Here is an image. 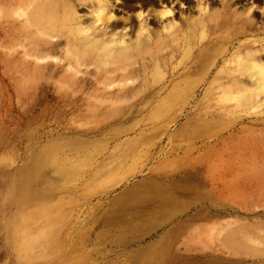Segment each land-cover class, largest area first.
<instances>
[{"label": "bare ground", "instance_id": "bare-ground-1", "mask_svg": "<svg viewBox=\"0 0 264 264\" xmlns=\"http://www.w3.org/2000/svg\"><path fill=\"white\" fill-rule=\"evenodd\" d=\"M16 2L21 7V17L19 19L22 20L20 21L21 24L19 23L18 33L21 39L19 40L22 42L23 46L24 58L22 61L25 62H23V64L27 65H24L25 68L23 73L25 74V79L30 78L35 81L37 78L38 80V77L42 76L41 73H45L44 69L50 65L53 71L58 69L60 72L58 81L64 84L74 83L77 76L78 78H81V76L85 74H91L94 77V81L97 82L96 85L100 83L109 85L115 81L121 83L123 81L124 83L125 80L126 85L127 81H130L134 76H138L137 78L140 80L143 78L141 81H144L143 85L145 89L148 86L154 87L153 85H157L158 82H161L162 86H158V91L155 94L158 95V93L162 91L166 92L156 96L154 99L155 104L152 103L154 106H158V108H168L176 104L190 106L191 102H194V106L196 103H201L200 105H207V103H209L214 108V111L211 112L213 115L210 119L200 117L201 119L198 118V120L195 118L198 122L200 121L199 123L196 121L197 124H191L193 121L189 120L192 127L197 125V127L203 129H200V135L208 132H214L216 135H209L207 140H211V142H209V146L207 145L203 150L208 148L207 151L218 152L224 149H227L228 151H251L252 146L249 143L254 141L253 138H251L252 140L249 138L250 136L252 137L251 134L249 136L246 131L241 130L238 132L235 130L236 133L230 135L231 132L224 131H231L230 129L235 126L233 123H235L236 120H239L237 123H240L242 126L244 125L243 123L257 124L255 121L258 120L262 121L261 124H264V118H251V115L254 114H264V76L261 75V68H264V17H261L264 16V0H179V2H177V0H120L119 3L117 0H103L100 4L95 2L90 3L87 7L82 6L84 0H16ZM0 3L4 4V1L0 0ZM3 4H0V6ZM253 4L257 5V7L253 9L251 15H249V9L253 8ZM173 5H175V7H173ZM181 5L184 6L182 7ZM8 6L10 7L9 4ZM13 7H11L12 9H9L14 11ZM205 7L207 8L206 12L202 10ZM98 8L105 9L99 22H97L95 16ZM165 8L171 9L174 15L170 17H162L161 12L164 11ZM89 10L90 14L88 15ZM5 11L3 13L7 16L6 12L8 11ZM15 12L16 11H14V13ZM257 12H259L261 16H259ZM141 13L143 14L142 19H138V14ZM2 15L3 14L1 13L0 17H2ZM10 16L12 15H9L8 13V17ZM116 30H120L116 37L117 40H124L127 44V48H117L114 50L116 54L110 55V51L106 49V45L112 43V37L116 34ZM142 32L145 34L138 38V33ZM7 34L8 32L7 29H5V26H1L0 35L6 38ZM5 48L6 47H4V49ZM48 58H50L51 61ZM135 63H139V68L135 67V70L133 68L130 69L129 67ZM30 65L32 67H30ZM255 65H259L260 67H255ZM88 66H92V68L89 69L90 67ZM169 72L171 73L170 78L167 77L170 74ZM176 72H180L178 76H175ZM16 73L19 72L17 71ZM79 73L81 76L78 75ZM21 77L24 76L21 75ZM85 77L87 78V76ZM132 80L134 81L133 78ZM23 81L24 80H20V85H22ZM146 84L147 86H145ZM135 88L136 87H134V89ZM154 91L156 90L154 89L149 94H145L147 95V98H149ZM199 93L200 96L197 98ZM94 98L98 102L102 101V104L104 103L103 101H114L116 103L118 101L125 102L132 99V97L129 98L123 94L107 97L96 95ZM141 98H143V96ZM149 100L150 98L146 100V103L149 104ZM205 105L204 107H206ZM204 110L205 108L202 109V111ZM156 111H158L157 108ZM209 113L210 112H208V114ZM155 114L157 113H154L153 115ZM158 115H155L154 118H156V116L158 117ZM137 119L139 118L137 117ZM189 121L183 124L184 127L182 126V128H184V139L186 141L191 138L188 134L190 129ZM237 134L248 135V138L252 142H249L247 139L240 145L237 140L239 138ZM199 136L197 135L196 137ZM72 140L69 142V139L66 140V138L60 141L58 139L59 142H54L55 144L53 147L58 151L59 149H63V144L67 145L70 143L71 147L73 146L74 149L77 148V151L78 149H86V145L81 141L75 140V138L73 141ZM127 140L125 144L123 142V145H121V143L120 145L125 147ZM106 142L108 141L106 140ZM130 143L128 142V144ZM254 143H256V141ZM86 144H88V142ZM91 144L92 143H90V147ZM115 144L117 143L115 142ZM226 145L229 147L227 148ZM97 150L98 149H96L95 152ZM89 151H82V157L79 156L75 161L76 163L73 162L72 164L75 163V166H83L85 164L86 166L88 161L90 162L93 156L96 155L91 152L88 153ZM107 155L108 154L105 156ZM55 161L56 164L59 163V160ZM52 162L54 161L52 160ZM44 163L43 160H36L33 162L35 170L29 174V179L26 180V182L23 183L20 178L14 179L11 182V186L14 188H18L22 185L19 189H22L21 193L17 194L18 198H16L20 202H23V210H27V212L24 211L22 216H25L27 220L31 216V213L29 212L31 209L36 213V211L39 212L38 210L41 211L44 208V204H40L42 202L41 199L48 197L49 192L51 191L50 187L53 188L55 185L58 186L56 177H44L41 174L40 170L43 168ZM217 165L218 168H222L223 170L218 173L216 177L217 184H213L211 188L212 191L207 192V188H205L206 192L202 193H208L207 196L204 195L203 197L205 199L207 198L208 205H202L203 208L200 205L203 212L201 214L198 212L200 215H196V217H199V220H208V222L216 220L214 221L215 223H213L220 227L217 235L219 234L220 237L221 235L223 237L220 238L217 236L219 240L216 239L219 242L212 238L218 242L217 247L215 246L216 248L214 247L212 251L204 253L201 252L202 248L196 246L194 248L193 246L190 247V244H188L187 241L184 248L193 252L185 253L181 264H264V209H257L264 207V186L256 183L260 174H255L257 170L250 166V169L245 170L247 175L243 174L242 177L238 179L234 178L233 182L230 181L228 184H223L221 183V181H223L222 178L230 176L229 171L233 168V164L224 166V164L217 162ZM101 166L103 165L101 164ZM101 166H99V170H101ZM59 167L61 169L60 171ZM59 167H57L58 172H67V168H64L63 170L62 166ZM27 169L28 168L25 167L21 172H25ZM71 169H73V167L70 168V170ZM104 170L105 169L102 171ZM68 176H70V174H68ZM253 179H256V182L253 181ZM101 183H105V180L102 177L95 179V181L92 180L88 184L87 190L90 188H96ZM142 183L143 182H141V184ZM135 184L138 185V187L136 185L137 190L144 188L146 190L147 188V184L140 185L138 182ZM135 184L129 186L132 187L135 186ZM181 187L183 188V186ZM184 187L186 188V186ZM134 188L135 187L131 190H129L130 188H127L125 189L126 191L123 190L124 193L122 192V196L128 198L127 200H133L132 197L143 199L144 196H147L145 193L151 191L152 195L147 197L154 196V198L151 199L152 201L154 199L152 205L155 207L154 209L156 210V213L160 212L158 215H155L154 212L153 214L155 216H153V218L151 217L149 220H143V216H140V214L144 215L143 209L141 208L142 210L140 209V214L136 211L139 215L135 214L130 217L126 215L128 216L126 217L127 219L125 217L122 219L124 225L126 223L127 225L129 224L133 227H138L140 236H142L146 230L151 231L157 227L163 226L166 221H169L170 217H172L169 214L176 212L175 210L178 211V206L181 207L182 205H186L189 207L187 201L179 202L180 200L177 201V199L172 201V198H170L172 200L166 201L167 197L164 198V196L160 194L159 188V192L155 189L153 191L147 190L145 193L144 190H140L142 192L137 190L134 191ZM178 188L179 187H176L173 183H170L168 187L169 196H175L174 194L178 192ZM258 189H260V191ZM198 192H200V190ZM202 194L198 195L197 193L195 194L196 197L195 195L194 197L198 198L199 196H203ZM27 196H32L34 199L36 198L37 202L32 203L30 202V199L29 202L26 203L25 198ZM120 196L121 193L119 197ZM119 197L117 196V198ZM155 197L159 200L156 201ZM162 198L165 200H162ZM223 199H231V204H217L215 202L216 200L220 202V200ZM114 200L115 202L119 201V199ZM188 202L192 204L191 201L188 200ZM111 203L113 202L111 201ZM123 203V206L131 204L128 201ZM194 203L196 202H193V204ZM241 203L242 206L240 205ZM186 206H184V209ZM137 209L139 211V208ZM128 210L129 209L126 211ZM66 211H68V209ZM178 213L179 212H177V214ZM114 214L116 215V213ZM115 215L114 217L118 216V219L116 218V221L114 223L111 222L110 225L112 230L117 231L122 228V223H120L121 220H119V215ZM192 216H195V214ZM191 217H185L186 223L184 224L185 226L183 225V229H181L182 232L185 231L187 233L188 228L194 223L190 222ZM74 218V216L71 217L70 212L63 213L58 218L57 225H54L51 232H42L43 234L39 232V235L36 232V234L32 233L33 227L40 229L38 218L36 219V217L33 216V221L30 222L28 220L24 225V230L26 232L21 233L20 235L17 234L16 242H18V255H27L33 264L40 262L41 264H65V262H69V258H62L57 255V253L55 254L56 250L53 246H57L59 241L66 243L69 246H75L86 237L89 230V227H87L88 223L86 222V225H84V221L79 222L80 218ZM107 218L109 220H105L108 222L112 219L114 220L112 217L111 219L110 217ZM223 218H226V220ZM229 218H232V220L230 219V221ZM240 218L242 220H240ZM222 220L225 221L222 223ZM106 223L107 222H105V224ZM119 223L121 224L120 226ZM194 224L193 226H195ZM180 227H182V225ZM213 228H215V226ZM213 228H210V231ZM167 229L166 232H168L166 233L164 231L162 235L154 239L155 241L153 240L154 242L147 243L146 246H141V248L139 247L137 252L138 260L132 262L136 264H176L171 260H169L168 263H164L165 257L169 258L171 255V245H166V243H170L168 240V234L172 232H169V229H172ZM226 229L227 232L223 235V231H226ZM16 230L18 229L13 227L12 232ZM142 230L145 231L143 232ZM213 230L211 233H214ZM104 232L101 231V233L107 235L106 231ZM179 233L180 231L178 234ZM131 236L134 237L132 234ZM115 238L118 239L120 237L115 236ZM134 239L135 237L130 239V242L137 240ZM199 240L202 239L199 238ZM203 243L205 246V242ZM212 244H214V242L211 243V245ZM48 245H51L50 249H47L49 247ZM208 245L209 244H207L205 248ZM211 245L209 246L210 250L212 249ZM204 246L202 245L203 248Z\"/></svg>", "mask_w": 264, "mask_h": 264}, {"label": "rangeland", "instance_id": "rangeland-1", "mask_svg": "<svg viewBox=\"0 0 264 264\" xmlns=\"http://www.w3.org/2000/svg\"><path fill=\"white\" fill-rule=\"evenodd\" d=\"M2 1H4L6 6L3 3H0L3 4L0 6V14H3L2 17H0V27L5 26L8 34L6 38L0 35V264H33L27 255H18V242H16L17 234L20 235L21 233L26 232L24 230V225L28 222V220L30 222L33 221V216H35L36 219L38 218L39 227L42 230L41 231L37 227H33V234H39V232H51L54 225H57V221L59 220L58 218L61 214L68 212H70L71 217H75L74 219L80 218L79 222L84 221V225H86L87 222V227H89V235L87 234L86 237H84L85 240L83 239V242H78V246H69L61 241H59L57 246H53L56 250L55 254L57 253V255L62 258H69L70 264H136L133 262L134 260H138L137 252L139 247L141 248V246H146L147 243L154 242V239L162 235L164 231L166 232L167 228L172 229H169V232H172L168 234V240L170 243H166V245H171V255L169 258L165 257L164 263H168V261L171 260L176 264H181L184 254L193 252L184 248L187 241L188 244H190V247L193 246L194 248L196 246L198 248H202L201 252L203 253L210 252L215 246L217 247V243L219 242L217 236L220 237L217 233L220 227L214 224V221L216 220H214L213 223L204 219L199 220V217H196V215L199 216L203 212L202 205H208L207 198H203L204 195L207 196L208 193H202L212 191L211 188L213 184L217 182L216 177L218 173L223 170L222 168H218L217 162L224 164V166L233 164V168L229 171L230 176L222 178L225 183L220 180L221 183L228 184L230 181L233 182L234 178L238 179L242 177L243 174L247 175L245 170L250 169L251 166L257 170L255 174H260V177H258V179L256 178L257 182L256 179H253V181H255L258 185L262 184V186H264V142H262L264 141V124H261L262 121H255L258 125L256 123V125L243 123L245 126H242L240 123H237L239 120H236L235 123H233L235 126L230 129L231 131L223 130L224 132H231L230 135L236 133L235 130L238 132L241 130L246 131L249 136L251 134L252 137L250 136L249 138H253V142L251 141L252 139L250 140L248 138V135L237 134L239 137L237 140L240 145L247 139L249 142L251 141L254 144L249 143L252 146L251 151H228L227 149L219 152L207 151L208 148L203 150L204 147L206 148L207 145L209 146V142H211V140L208 141L207 139L209 135L216 136L215 133H209L207 131L208 133L204 134L202 131L203 134L200 135L201 130L203 129H201V127H197V125L192 127L190 125V121H193L191 124H195L196 121L197 123L200 122H198V118L200 117L210 119L213 115L211 112L214 111V108L209 103H207V105H200L201 103H196L195 101V106L194 102H191L190 106L176 104L172 107L162 108V110L161 107L158 108V106L153 105L155 104V97L166 92L162 91L159 92L158 95L155 94L158 91V86H162L161 82H158L157 85H153L154 87L148 86L145 89L143 85L144 81H141L143 78L140 80L137 78L138 76H134L132 77L134 81L131 78L130 81H127L126 85V80L124 83L123 81L122 83L115 81L109 85H106L105 83L96 85L97 82L94 81V77L91 74L81 76L79 73L78 75H80L81 78H78L77 76L74 83L64 84L58 81L60 77L58 69L53 71L50 65L44 69L45 73H41L42 76L38 77V80L37 78L35 81L30 78H26V80L25 74L23 73L25 68L24 65H26L23 64L24 61H22L24 58L22 49L23 46L22 42H20L21 39L18 33L19 23L21 24L20 21L22 20L19 19L21 17V7L16 0ZM8 7H13L16 14ZM5 9L8 12H6ZM4 11L7 16L4 15ZM8 13L12 16L8 17ZM257 14H259V12H257ZM259 16L261 15L259 14ZM4 47L6 48L4 49ZM48 59L50 60V58ZM30 67L32 66L30 65ZM88 67H90L89 69L92 68V66ZM135 67L139 68V63H135L129 68H133L135 70ZM17 71L19 73H16ZM179 73L180 72H176L175 76H178ZM21 75L24 77H21ZM85 76H87V78ZM167 77L170 78L171 73ZM20 80H24L22 85H20ZM145 86H147V84ZM134 87L136 88L134 89ZM154 89L156 91L152 92L149 96L150 100L148 104L146 103V100L149 98H147V95L145 94H149ZM122 94L129 98L132 97V99L125 102L118 101L116 102L117 104L114 101H103L104 103L102 104V101L98 102L94 98L96 95L107 97ZM142 96L144 99L141 98ZM199 96L200 93L197 95V98ZM204 105L206 107H204ZM156 108L158 111H156ZM203 108H205L206 111H202ZM208 112L210 113L208 114ZM154 113H157L155 115L159 114L160 117L158 115L159 118L157 116L154 118ZM251 116V118H264V114L262 113L261 115L254 114ZM137 117L139 119H137ZM187 121H189L190 125V129L188 127V134L189 137H191L187 140L188 142L184 139L185 132L183 131L184 128H182L183 124ZM197 135L200 136L196 137ZM65 138L66 140L69 139V142L75 138V140L84 143V145H86V149L84 150H91L88 153L91 152L94 155L96 154L93 156L94 159L92 158L90 162L88 161L86 166L85 164L83 166L81 165L82 167L80 165L75 166L74 164L76 163V159L79 156L82 157V151H84L83 149H78L77 151V148L74 149L73 146L71 147L70 143L67 144L68 146L61 143L63 144V149H59L58 151L53 147L55 144L54 142H57L58 139L59 141L64 140ZM124 138L126 140L128 138L126 146L124 145L125 147L121 146L123 145V142L124 144L126 143ZM106 140L108 142H106ZM255 141L256 143H254ZM87 142L88 144H86ZM115 142L117 144H115ZM128 142L130 144H128ZM90 143L94 144H91L90 147ZM226 146L227 148L229 147L228 145ZM96 149L98 150L95 152ZM106 154L108 155L105 156ZM54 159L59 160V163L56 164ZM36 160H43L45 162L43 168L40 170L41 174L44 177H56L58 186L53 184L55 186L53 188L50 187L51 191L49 192L48 197L41 199L42 202L40 204H44V208L41 211L38 210L39 212L36 211V213L31 209L29 211L31 216L27 220L25 216H22L24 211L27 212V210H23V202H20L17 199V194L21 193L22 189H19L22 185L18 188H14L11 186V182L14 179L19 178L22 179L23 183L26 182V180L29 179V174L35 170L33 162ZM52 160L54 162H52ZM73 162L75 163L72 164ZM101 164L103 166H101ZM59 166H62L63 170L64 168H67V172H58L57 167ZM99 166H101V170H99ZM25 167L28 169L25 172H21V170ZM72 167L73 169H71V171L70 168ZM103 169L105 170L102 171ZM60 170L61 169L59 167V171ZM68 174H70V176H68ZM101 177L105 180V183H101L96 188H90L87 190V186L90 181H95V179H99ZM137 182L140 185L147 184L146 190L145 188L140 189L144 190V193L147 190L153 191L155 189L159 192L160 189V194L164 196V198H169H166V201H170L172 199V201L176 199L177 201L180 200L179 202L187 201V203H189L187 204L189 207L184 205L186 206L184 209V206L182 205L181 207L184 209L183 211V209L178 206V211L175 210L176 212L169 214L172 217H170L169 221L167 220L163 226L157 227L151 231L146 230L147 232L142 230L144 234L140 236L138 227H133L132 225H127L126 223L124 225V223H122V219L135 214L139 215L141 213V208L143 209L144 215L140 214V216H143V220H149L151 217L153 218V216L158 215V213L160 214V212L156 213V210L154 209L155 207L152 205L154 199L153 201L151 199L154 198V196L147 197L152 195L151 191H149L150 193H145L147 196H144L146 198L143 197V199L135 197L137 199L136 200L131 196L133 200L130 198V200H127L128 198L122 196V192L124 193L123 190L127 188H130L129 190H131L135 187L134 191H136L137 184L135 183ZM141 182L143 183L141 184ZM170 183L179 187L178 192L174 194L175 196H169L168 194V187ZM133 184H135V186H129ZM181 186H183V188ZM184 186H186V188ZM205 188H207V190ZM199 190L200 192H198ZM258 190L260 191V189ZM127 192L130 193L129 191ZM120 193L121 196L119 197ZM197 193L198 195L202 194L203 196L195 198V194ZM117 196L119 198H117ZM125 198L126 201L131 203L128 206H123V202H126ZM114 199H119V201L115 202ZM25 200L26 203L29 202V200L32 203L37 202L36 198L34 199L32 196H27ZM155 200L158 201L159 199L156 198ZM162 200L165 199L162 198ZM188 200L191 201L192 204H190ZM111 201L113 203H111ZM193 202L196 203L193 204ZM215 202L217 204L224 203L228 205L231 204V199H223L220 200V202L216 200ZM240 205L242 206V203ZM137 208H139L140 212ZM67 209L68 211H66ZM125 209L129 210L126 211ZM257 209L261 210L264 209V207ZM123 211L129 213L127 214ZM136 211L139 214H137ZM177 212L179 213L177 214ZM198 212L200 214H198ZM114 213L119 215V220H121L120 223H122V225L119 223V226L121 225L122 228L124 227L123 229L121 228L117 231L112 230L110 223H114L118 217H114ZM193 214H195V216H192ZM186 216H192L190 222H194L195 224L192 223V225H190L196 230L190 226L188 228L189 232L188 230L187 233L185 231L182 232L181 229H183V225L186 223ZM107 217H110V219L112 217L114 220L112 219L108 222L107 220L109 219ZM223 219L226 220V218ZM230 219L232 220V218H229V220ZM225 220H222V223ZM240 220L242 219L240 218ZM105 222L107 223L105 224ZM193 224L195 226H193ZM181 225L182 227H180ZM214 226L215 228H213ZM13 227L18 230L12 232ZM210 228L216 229H212L214 233H211L212 230L210 231ZM101 231H106L107 235L104 234L105 232L101 233ZM179 231L180 233L178 234ZM223 232L224 235L227 232V229ZM131 234L134 235L135 239H137L136 241L131 240L132 242H130V239L134 238ZM115 236L120 238L117 239ZM222 237L223 236L221 235L220 238ZM199 238L202 240H199ZM212 238H217L218 240L216 239V241L218 242ZM206 239L209 240L207 241ZM203 242H205V246L209 244L207 246L208 248H205ZM208 242H214V244L211 245V243ZM200 244L204 246L205 250ZM210 245L212 248L211 250L209 248ZM48 246L47 249H50L51 245ZM69 262H65V264H69ZM37 264H41V262Z\"/></svg>", "mask_w": 264, "mask_h": 264}, {"label": "clouds", "instance_id": "clouds-1", "mask_svg": "<svg viewBox=\"0 0 264 264\" xmlns=\"http://www.w3.org/2000/svg\"><path fill=\"white\" fill-rule=\"evenodd\" d=\"M93 2H95L97 4H100V3L103 2V0H84V3H83L82 6L83 7H87L90 3H93ZM117 2L119 3L120 0H117ZM177 2H179V0H177ZM181 6L183 7L184 5H181ZM173 7H175V5H173ZM256 7H257V5L253 4V8L249 9L248 14L251 15L252 10L255 9ZM202 10L206 12L207 8L205 7ZM104 11H105V9H100V8H98V10L96 11L95 16H96L97 22H99L100 17L103 15ZM89 14H90V10L88 12V15ZM173 15H174L173 11L171 9H169V8H165V10L161 12V16L162 17H170V16H173ZM142 17H143L142 13L138 14V19H142ZM125 31H127V30H125ZM119 32H120V30H116V34H114L113 37H112V43L106 45V49H108L110 51V55H115L116 53H115L114 50L117 49V48H127V44L125 43L124 40H122V39L121 40H117L116 37L119 34ZM144 34L145 33H143V32L142 33H138V38L140 36L144 35ZM255 67H260V66L259 65H255ZM261 75L264 76V68H261Z\"/></svg>", "mask_w": 264, "mask_h": 264}]
</instances>
